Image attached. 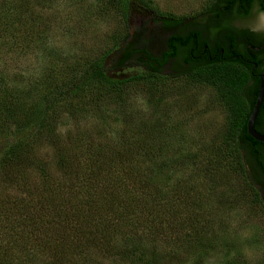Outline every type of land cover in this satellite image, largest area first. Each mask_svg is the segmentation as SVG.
<instances>
[{
    "label": "trees",
    "instance_id": "obj_1",
    "mask_svg": "<svg viewBox=\"0 0 264 264\" xmlns=\"http://www.w3.org/2000/svg\"><path fill=\"white\" fill-rule=\"evenodd\" d=\"M107 2L123 28L108 38L109 47L64 78L43 108L16 96L17 123L0 120V144L6 143L0 153V264L184 263L183 187L167 186L163 170L168 164L161 156L167 147L156 148L148 135L153 126L140 124L124 132L119 145L80 127L61 143L54 138L59 117L67 114L79 124L89 114L101 116L105 103L123 105L131 85L158 88L168 78H186L216 88L228 121L226 146L235 139L233 149L246 164L262 161L257 148L263 143L246 133L253 106H246L244 88L253 63L264 66V55L248 52L246 67L234 52L236 37L253 36L239 26L256 7L262 10L261 0H213L191 18L161 13L154 0ZM51 5L50 0H0L1 54L15 52V42L36 21V9ZM4 67L1 97L8 90ZM253 88L256 97L258 86ZM243 136L249 154L239 142ZM45 143L59 147L49 148L54 152L49 161L41 156ZM235 168L243 177L248 172L241 162ZM27 170L34 176L29 178ZM250 172L261 179V173ZM247 181L256 201L258 189Z\"/></svg>",
    "mask_w": 264,
    "mask_h": 264
},
{
    "label": "rangeland",
    "instance_id": "obj_2",
    "mask_svg": "<svg viewBox=\"0 0 264 264\" xmlns=\"http://www.w3.org/2000/svg\"><path fill=\"white\" fill-rule=\"evenodd\" d=\"M50 1L45 11L36 9V21L26 36L10 42H15V52H0V66L5 64L4 78H8L7 93L0 95V104L5 103L1 122L17 123L16 96L43 108L64 78L76 75L109 47L110 36L122 32V22L107 0ZM212 2L154 0L161 13L188 18L198 17ZM29 21L27 17L28 26ZM128 91L123 105L105 103L101 116L89 114L79 124L64 112L58 118L56 142L65 141L80 127L99 131L107 140L101 139L119 145L124 132L140 124L153 126L148 135L153 136L156 148L167 147L161 155L168 164L163 170L167 186L183 187V264H264V183L250 168L244 177L234 169L236 162L245 166L247 161L233 149L235 139L232 148L226 146L228 121L216 88L186 78H168L158 88L131 85ZM5 145L0 144V153ZM49 148L59 149L46 146L41 156L47 161L54 154ZM229 152H234L232 159L223 156ZM27 175L33 177V171L27 170ZM247 180L258 189H254L256 201Z\"/></svg>",
    "mask_w": 264,
    "mask_h": 264
},
{
    "label": "flooded vegetation",
    "instance_id": "obj_3",
    "mask_svg": "<svg viewBox=\"0 0 264 264\" xmlns=\"http://www.w3.org/2000/svg\"><path fill=\"white\" fill-rule=\"evenodd\" d=\"M252 12L253 15L250 18L248 17V19L245 20L246 22L241 23L239 27L247 29L248 32L252 33L253 36L251 38L236 37V39H234L236 45V50L234 52H236L238 60L246 63V67H249L250 65L247 62V59L245 60V58L247 57V55L245 54H247L248 52H252L256 53V55H258L259 57H262L264 55V9L262 7V10L258 11L256 7ZM220 52L221 54H224L223 47L220 49ZM262 59L263 58H258L257 60L263 62ZM263 69L264 66L257 67V64L253 63L250 71L251 75L253 76L244 88V96L246 99L247 107L254 106V103L256 101V97L254 96L256 88L253 87H256V85L259 86V75L263 71ZM255 124L256 131L264 134V99L258 111ZM243 137L239 138V142H241L244 150H246V153H248V145L245 143L246 138ZM257 149L259 150L258 154L260 155V159L262 161L260 163H257L256 161L251 159L249 163H247V168H250L252 171H255L257 173H261L262 176L259 174V176L261 177L260 180L264 183V143L261 146H258Z\"/></svg>",
    "mask_w": 264,
    "mask_h": 264
},
{
    "label": "water",
    "instance_id": "obj_4",
    "mask_svg": "<svg viewBox=\"0 0 264 264\" xmlns=\"http://www.w3.org/2000/svg\"><path fill=\"white\" fill-rule=\"evenodd\" d=\"M261 5L264 9V0H261ZM264 99V69L259 75V86L256 95V101L254 103L253 109L248 117L246 123V133L254 141L264 143V135L257 132L255 129V120L258 115V111L262 105Z\"/></svg>",
    "mask_w": 264,
    "mask_h": 264
}]
</instances>
